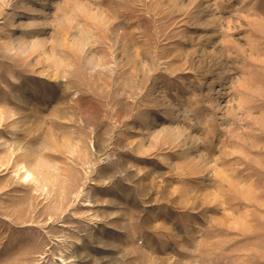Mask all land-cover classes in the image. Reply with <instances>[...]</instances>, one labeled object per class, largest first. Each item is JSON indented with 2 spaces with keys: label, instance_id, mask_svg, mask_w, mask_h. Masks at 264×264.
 I'll return each instance as SVG.
<instances>
[{
  "label": "rangeland",
  "instance_id": "obj_1",
  "mask_svg": "<svg viewBox=\"0 0 264 264\" xmlns=\"http://www.w3.org/2000/svg\"><path fill=\"white\" fill-rule=\"evenodd\" d=\"M0 264H264V0H0Z\"/></svg>",
  "mask_w": 264,
  "mask_h": 264
}]
</instances>
